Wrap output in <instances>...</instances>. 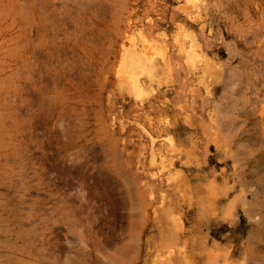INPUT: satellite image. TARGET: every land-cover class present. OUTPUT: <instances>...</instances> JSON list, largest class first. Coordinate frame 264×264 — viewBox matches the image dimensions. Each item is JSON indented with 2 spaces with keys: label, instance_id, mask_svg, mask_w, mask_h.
<instances>
[{
  "label": "rangeland",
  "instance_id": "1",
  "mask_svg": "<svg viewBox=\"0 0 264 264\" xmlns=\"http://www.w3.org/2000/svg\"><path fill=\"white\" fill-rule=\"evenodd\" d=\"M91 2L0 0L3 130L34 131L3 152L0 264H264V0ZM127 53L174 77L135 87Z\"/></svg>",
  "mask_w": 264,
  "mask_h": 264
},
{
  "label": "bare ground",
  "instance_id": "2",
  "mask_svg": "<svg viewBox=\"0 0 264 264\" xmlns=\"http://www.w3.org/2000/svg\"><path fill=\"white\" fill-rule=\"evenodd\" d=\"M86 5L88 6V11L90 13H96L97 10L94 8V3L91 2V0H84ZM128 1V0H127ZM84 3V4H85ZM96 3V2H95ZM99 5V4H98ZM187 8V7H186ZM126 10V9H125ZM202 10L199 11V8L196 7V5L193 4V6L187 8L186 10V13L189 15V14H201ZM122 15V13H121ZM33 49V47H31ZM30 49V47H27L25 49V51L22 52V54L19 55L18 57V60L16 62V71H17V75H18V83L17 85L15 86L14 88V100H13V106H14V103L18 101V99L20 98L21 102L24 103V101L26 102V96L29 95L32 91V86H33V74H34V71H35V68H39L40 66L42 65H39L38 66V60H37V57L34 55V52L33 50ZM42 53V52H41ZM52 54V53H51ZM131 53H128L125 54V62L128 63V61H130V64H132V56L130 55ZM43 58V57H42ZM53 58V57H52ZM170 58V57H169ZM132 59V60H131ZM42 61V59H40V56H39V61ZM168 58L167 57H164L163 58V63H159L157 61H153L152 63H148L146 65H136V64H132L130 65V68L132 69V72H134V76L136 77L134 80H135V83H134V86L139 88L141 87V83H140V79L137 77L136 75V72L138 70H143L145 72H147L148 74V81L151 83H156V82H160V80H158V78L160 77V74L161 73H166L168 74V80H170L171 77H174V72L173 71V68H170V61L168 62ZM40 61V62H41ZM56 61V60H55ZM39 62V63H40ZM43 62V61H42ZM49 62V61H48ZM63 62V61H62ZM64 63V62H63ZM48 64V63H47ZM50 66L51 67H56L54 64L55 62H49ZM161 64V67L159 66ZM176 64V63H175ZM180 64V63H179ZM44 65V64H43ZM136 65V66H135ZM57 67H60L59 65ZM183 67V66H182ZM185 69V68H184ZM42 71V70H41ZM38 75V74H36ZM50 75V74H49ZM58 75V74H57ZM37 77V76H36ZM47 78V77H45ZM48 79V78H47ZM46 80V79H45ZM49 80V79H48ZM175 80H172L169 81L171 84L175 83L174 82ZM51 82V81H50ZM168 82V83H169ZM52 83V82H51ZM50 83V84H51ZM61 83V82H60ZM46 84V83H45ZM185 84V83H184ZM58 85V84H57ZM50 87V86H49ZM176 89V88H174ZM2 93V88L0 86V94ZM165 93V92H164ZM182 93V92H181ZM161 95V94H160ZM159 95V96H160ZM153 97V96H152ZM193 101V100H192ZM175 103V102H174ZM142 104V103H141ZM17 108V106H16ZM16 108L14 106V114L13 115H10L11 116V120L12 122L14 123V127L12 128L11 132H5L3 130V126L2 124L4 123V120L6 119V116L2 113V105L0 103V164H1V161H2V158H3V152L6 151L7 149H12L13 150V155L15 157L18 156V150H19V147L21 144H25L26 145V148L28 149L29 153L31 152V147H32V144H33V134H34V131H33V123H32V120L30 118V112L28 111L27 114H26V118H21V116L16 112ZM143 109H146L145 106L142 107ZM148 108L150 109H154L155 108V105L154 103L151 101L149 103V106ZM87 110V109H86ZM135 120V119H134ZM186 120V119H185ZM85 123V122H83ZM141 125V123H140ZM225 125V124H224ZM142 126V125H141ZM145 129V128H144ZM220 129V128H219ZM148 130V129H147ZM143 131V130H142ZM146 131V130H145ZM143 131V132H145ZM210 131V130H209ZM213 131V130H212ZM223 131V130H222ZM219 132V131H218ZM217 132V134H218ZM224 132V131H223ZM151 134V133H150ZM213 134V133H212ZM147 135V134H146ZM152 135V134H151ZM216 135V133H215ZM213 136V135H211ZM149 137V136H148ZM150 138V137H149ZM214 138V137H212ZM159 139V138H158ZM161 139V138H160ZM151 140V139H150ZM216 140V139H214ZM211 141V140H210ZM217 141V140H216ZM151 145H155V143L157 141H155V139H152L151 141ZM210 144V143H209ZM208 144V145H209ZM175 145V144H174ZM151 147V146H150ZM152 148V147H151ZM167 148V147H166ZM177 148V146H176ZM208 148V147H206ZM168 150V149H167ZM182 150V149H181ZM176 152V149H169L168 150V153L171 152ZM156 152V151H155ZM153 152V159H155V157H158L157 155L155 156V153ZM152 153V152H151ZM179 153V152H178ZM161 155V154H160ZM151 156V155H150ZM161 157V156H160ZM180 157V156H179ZM172 160V159H171ZM173 162V161H172ZM172 164V163H171ZM177 163L173 162V165H176ZM178 165V164H177ZM165 167V166H164ZM163 169V168H162ZM199 169H190L191 172H194V171H198ZM163 174V173H162ZM201 178L200 177H197V178H194V180H200ZM186 181V180H185ZM188 181V180H187ZM156 183V182H155ZM151 184V183H150ZM154 184V183H152ZM168 185V184H167ZM154 186V185H153ZM160 186V185H159ZM214 186V185H213ZM147 187V186H146ZM156 187V186H155ZM154 187V189H155ZM176 187L178 186H175V185H169L168 188H172V190H174ZM182 187V186H180ZM188 187V186H187ZM212 187V186H211ZM150 189V188H149ZM211 189V188H210ZM165 190V189H164ZM167 190V188H166ZM152 191V190H151ZM156 191L153 190V192ZM170 191V190H169ZM181 191V190H180ZM211 192V191H210ZM154 193V194H155ZM179 193V192H178ZM191 193V192H190ZM153 194V193H152ZM153 194V195H154ZM175 194V193H174ZM211 194V193H210ZM182 195V193H181ZM158 196V195H157ZM168 196V195H167ZM167 196L165 197L164 196H161L162 197V200H163V203L164 201L166 200ZM190 196V195H189ZM210 196V195H209ZM160 197V198H161ZM173 197V196H172ZM183 197V196H182ZM191 197V196H190ZM180 199V198H179ZM166 202V201H165ZM179 202V201H178ZM191 204V203H190ZM207 204V203H206ZM165 206V205H164ZM191 206V205H190ZM161 207V206H160Z\"/></svg>",
  "mask_w": 264,
  "mask_h": 264
}]
</instances>
